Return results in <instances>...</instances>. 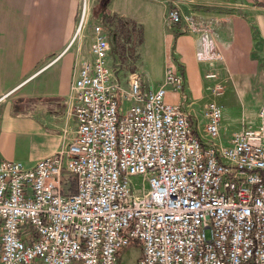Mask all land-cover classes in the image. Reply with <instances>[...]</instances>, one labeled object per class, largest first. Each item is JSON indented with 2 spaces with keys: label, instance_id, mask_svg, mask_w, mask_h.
Wrapping results in <instances>:
<instances>
[{
  "label": "built area",
  "instance_id": "2783aa9c",
  "mask_svg": "<svg viewBox=\"0 0 264 264\" xmlns=\"http://www.w3.org/2000/svg\"><path fill=\"white\" fill-rule=\"evenodd\" d=\"M87 7L79 0L69 42ZM164 19L179 30L191 20L173 4ZM89 26V57L69 84L72 137L29 166L0 159V264H116L129 242L140 245L137 264H264V103L254 125L222 138V107L208 99L198 132L184 106L164 100L183 89L176 64L156 87L138 69L120 77L104 26ZM193 53L221 59L204 30Z\"/></svg>",
  "mask_w": 264,
  "mask_h": 264
},
{
  "label": "crops",
  "instance_id": "0c3cea01",
  "mask_svg": "<svg viewBox=\"0 0 264 264\" xmlns=\"http://www.w3.org/2000/svg\"><path fill=\"white\" fill-rule=\"evenodd\" d=\"M170 4L191 18L175 35L164 19ZM78 5L79 0H0V159L29 166L72 137V68L89 57L79 43L81 32L69 42ZM88 5L93 16L104 5L109 16L140 26V65L148 86L161 83L165 66L180 65L183 89H167L164 100L184 106L195 130L199 117V126L203 123V103L212 97L223 101L218 102L222 138L242 121L257 122L256 109L264 103V0H89ZM201 29L221 52L217 72L227 85L219 95L207 89L193 55ZM153 74L158 78L152 83Z\"/></svg>",
  "mask_w": 264,
  "mask_h": 264
},
{
  "label": "rangeland",
  "instance_id": "374dc122",
  "mask_svg": "<svg viewBox=\"0 0 264 264\" xmlns=\"http://www.w3.org/2000/svg\"><path fill=\"white\" fill-rule=\"evenodd\" d=\"M88 2H89V0H88ZM87 9H88V11H90L89 5H88ZM76 19H77V17H76ZM93 22L99 23V20L94 18V16L91 15L90 13H88L87 18H86V23L80 29V30H82V31H80L82 33V35L80 37L79 43H80L81 47L82 46L84 48L87 47V50H88L89 42L92 38L91 28H90L89 24L93 23ZM75 23H76V21H75ZM107 24L109 25V27L105 26L104 29H105V31H107L106 32L107 33V40H108L109 46H110L109 54H110V57L112 59L114 58V59H117L119 61V65H118V71L119 72H118V74L120 75V77H123L125 75V73H127L128 71H130L132 69H138L140 71L142 77H144L143 71H142L141 65H140V63H141V53H140L141 50H140L139 43L136 42V38H137L136 37L137 36L136 31H138L139 25L138 24L135 25L134 36L131 34L133 36V38L130 37L129 39H125V35L122 32H119L117 22L115 19H111L109 22H107ZM176 27L177 26L175 25L173 28H170L173 35L178 33V29H176ZM201 30H204L207 32L210 41L214 44L212 38L210 37V34H209L210 32L207 29H201ZM180 32H183V31H180ZM194 37H196V36H194ZM193 43H194V41H193ZM150 45L151 44L146 43V46H145L146 52L151 47ZM193 55H194V53H193ZM220 61H221V59L219 61H212L211 64H209L208 62L198 61L201 64V78L205 82V84H208V83L211 84L214 81H215V83L217 82V83L221 84V89H220L219 94H221L223 92V90H225L224 88L227 85V83H223L218 76L217 68L219 66L218 64L220 63ZM176 65H177V67H179L181 69L179 64H176ZM208 70H211L215 73L214 78L207 79L204 77V72H207ZM157 78H158V75L153 74L151 82L153 83L154 80H156ZM231 91H233V90L231 89ZM218 102L221 105L223 104V101H218ZM197 116H199V113H197ZM200 119H201V117L198 118L199 122H198V126L196 127L198 132H201V127L199 126L201 123ZM242 122L247 123V121H242ZM139 256H140V245L137 242H129V243L121 246L118 249L117 257H116V264H137V260H138Z\"/></svg>",
  "mask_w": 264,
  "mask_h": 264
},
{
  "label": "trees",
  "instance_id": "16d2710c",
  "mask_svg": "<svg viewBox=\"0 0 264 264\" xmlns=\"http://www.w3.org/2000/svg\"><path fill=\"white\" fill-rule=\"evenodd\" d=\"M96 8H98V11H97V13L95 12L94 16L97 17L101 23L109 22L111 19H115L117 22L118 30H119V32H122L125 35V39H129L130 37L133 38L134 32H135L134 29H135V25H136L134 23V21H132L128 18H121L119 16H109L107 9L104 7V5H100ZM95 10L96 9H94V11ZM136 32H137L136 42L140 43V40H141L140 26L138 28V31H136Z\"/></svg>",
  "mask_w": 264,
  "mask_h": 264
}]
</instances>
